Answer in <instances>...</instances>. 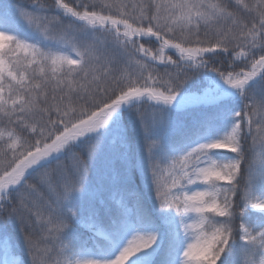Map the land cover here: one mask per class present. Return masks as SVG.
I'll return each instance as SVG.
<instances>
[{"label": "snow or ice", "instance_id": "snow-or-ice-1", "mask_svg": "<svg viewBox=\"0 0 264 264\" xmlns=\"http://www.w3.org/2000/svg\"><path fill=\"white\" fill-rule=\"evenodd\" d=\"M0 264H264V0H0Z\"/></svg>", "mask_w": 264, "mask_h": 264}]
</instances>
